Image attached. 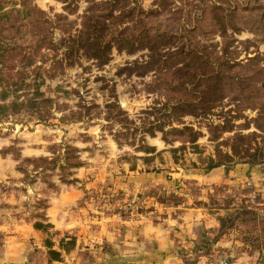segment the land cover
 I'll return each instance as SVG.
<instances>
[{"label": "rangeland", "instance_id": "rangeland-1", "mask_svg": "<svg viewBox=\"0 0 264 264\" xmlns=\"http://www.w3.org/2000/svg\"><path fill=\"white\" fill-rule=\"evenodd\" d=\"M102 2L106 0H0V18L4 19L10 12L16 15L18 10L23 11L30 5L35 6L40 9V15L49 20L48 33L57 43L64 36L65 28L72 27L73 35L79 34L86 10ZM135 3L133 1L132 5ZM138 3L146 11L155 10L157 16L151 18L150 22L160 29L180 15L184 20L180 23L182 26L179 31L186 32V43L205 50V53L216 52V56L242 63V67L237 69L240 70L239 76L250 74L246 73L248 67L245 66L249 58H259V66L264 67V0H138ZM103 12L96 11V14ZM188 21L199 27L189 31L188 26L185 30L184 24ZM106 24H109V20H106ZM33 27L21 25V19L17 22L15 19L4 20L0 23V41L11 43L12 46H25L36 35L32 32L36 31V26ZM109 36L110 33L105 38ZM42 51L50 54L45 62L38 60L28 68L30 77L27 81L31 82L35 78L34 69L44 66L42 69L49 70L44 71L42 76L45 81L41 86L45 97L54 99L49 122H37L30 115L23 114L17 117V120L21 119L19 121L12 117L10 121L0 123V264H54L49 259L48 241L58 244V247L63 244L66 248L71 244H64L63 240L68 242L73 238L76 245L82 226L63 229L57 225L53 214L56 218L64 216L69 221L73 219L69 214L77 211L79 216L91 220L90 227L93 229L105 226L113 232H120L127 225H135L147 218L158 220L172 208L177 210L180 206L200 204L202 201L198 197L206 195L210 198V207L224 208L228 202L231 203L230 210H222L223 223L229 212L248 205L264 218V163L257 165L258 169H263L258 171L257 176L261 184L239 185L234 179L228 178L220 185L203 186L199 179L187 176L188 165L192 161L206 166L199 161V154L188 145L187 166L175 165L171 152L165 158L166 181L144 179L141 176L144 172L141 169L131 170L127 162L129 160L125 158L127 155L139 156L141 151L128 145L120 146L109 131L101 129L100 124L61 121L64 115L77 110L79 95L88 101L96 99L99 103L104 102L108 92L101 89L102 77L116 84L121 106L132 116H138L137 113L152 104L155 96L142 90V78L118 76L117 71L126 61L148 53L147 50L129 54L119 52L114 47L110 61L103 68H99L96 61L84 58L83 66L64 70L52 68L53 50L43 48ZM22 66L23 63L17 62L13 67L18 71ZM237 76L236 79L240 81ZM151 79L149 75L145 81ZM259 86L264 89V76ZM238 103L233 97L226 98L219 111L231 109L234 110L231 113L236 114ZM242 113L246 118L237 120L236 124L245 123L258 114L252 110ZM217 118L213 116L212 119ZM22 119L29 121L21 122ZM186 120L197 127V119L187 117ZM251 124L249 130H244L245 133L255 129L254 124ZM202 131L204 135L198 143L203 150V157H207L215 153L217 142L210 140L206 126L202 127ZM232 135L225 133L220 141ZM155 138L163 142L160 133L155 137L148 135V145ZM180 145V142H176L166 146L172 148ZM67 146L75 149L73 155L76 160L82 161L80 166L63 168L62 161L56 165L52 162L51 159L56 156L62 160ZM222 148L231 150L229 146ZM41 156L50 157L52 163H43V167L36 168L35 163L28 160ZM236 164L240 163L225 167ZM139 166H142L141 161ZM202 171L207 172L204 168ZM64 192L77 193V203H64L60 198ZM64 211L69 214H64ZM226 224V228L230 226V223ZM247 228V225L240 226L239 222L231 228L237 232L239 249L251 255V264H264V256L260 257L258 251H253L243 242L240 230ZM64 251L65 254L69 253ZM104 251L105 248H102L101 252ZM20 255L24 258L18 261L16 258ZM85 257L88 260L90 255L86 254Z\"/></svg>", "mask_w": 264, "mask_h": 264}, {"label": "trees", "instance_id": "trees-1", "mask_svg": "<svg viewBox=\"0 0 264 264\" xmlns=\"http://www.w3.org/2000/svg\"><path fill=\"white\" fill-rule=\"evenodd\" d=\"M133 1L137 3L132 5ZM95 4L86 10L79 34L73 35L72 27L65 28L64 36L57 43L48 33L49 20L44 19L40 9L35 6L30 5L23 11L18 10L16 15L10 12L4 19L0 18V23L21 19V25L36 26V31H32L36 35L25 46H12L11 43L0 41V123L10 121L12 117L17 120L23 114L30 115L37 122H49L54 99L45 97V92L41 90L45 81L42 75L48 69H42L44 66L34 69L35 78L31 82L27 81L30 77L28 68L38 60L45 62L50 54L43 52V48L55 52L52 68L58 70L83 66L84 58L96 61L99 68H103L110 61L114 47L119 52L129 54L147 50L148 53L126 61L117 71L118 76L142 78V90L155 96L152 104L137 113L138 116H132L121 106L116 84L102 77L101 89L108 92L104 102L99 103L96 99L88 101L79 95L77 110L64 115L61 121L100 124L101 129L109 131L120 146L128 145L146 153L156 152L155 147L148 145L147 136L155 137L160 133L168 145L181 143L178 147L170 148L177 164L187 166L186 149L190 145L199 154V161L206 166L193 161L188 166L204 168L207 172L232 163H264V89L259 86L264 76V67L259 66V58H249L245 66L248 67L246 73L250 74L239 76L240 70L237 69L242 67V63L216 56V52L205 53V50L186 43V32L179 31L182 26L180 23L184 20L180 15L160 29L150 22L151 18L157 16L155 10L146 11L138 0H106ZM100 10L104 12L96 14ZM91 11L92 14L88 15ZM106 20H109V24H106ZM185 23V30L188 26L189 31L199 27L191 25L189 21ZM13 25L16 26V23ZM108 33L110 36L106 39ZM17 62L23 63V66L15 71L13 66ZM149 75L152 79L145 81ZM75 92L79 93L78 90ZM229 97L239 102L236 114L231 113L234 111L231 109L219 111L223 101ZM246 110L257 111L258 114L245 123L236 124L237 120L246 118L242 113ZM213 116H217V120H213ZM187 117L197 119V127L187 122ZM28 121L22 119L21 122ZM251 123L255 129L245 133L244 130L251 128ZM203 126L209 130L210 140L217 142L215 153L207 157H203V150L198 143L204 135ZM225 133L233 135L220 141ZM222 146H229L231 150L225 151ZM66 151L62 160L56 156L51 159L52 162L56 165L62 161L63 168L82 164V161L75 159L74 148L67 146ZM28 160L34 162L36 168L43 167V163H52L48 156ZM230 204L228 202L224 208L230 210ZM236 222L240 226H248L240 230L243 242L263 257L264 218L254 207L240 206L228 213L220 232L225 233ZM226 223H230L227 228ZM63 242L71 244L66 248L60 244L66 250L72 249L76 243L73 238ZM53 245L52 241H48L49 259L60 260L62 253L54 249Z\"/></svg>", "mask_w": 264, "mask_h": 264}, {"label": "crops", "instance_id": "crops-1", "mask_svg": "<svg viewBox=\"0 0 264 264\" xmlns=\"http://www.w3.org/2000/svg\"><path fill=\"white\" fill-rule=\"evenodd\" d=\"M162 138V136H161ZM114 144V143H113ZM150 144V143H149ZM163 140L152 139L150 146L156 148L155 153L140 152L139 156L127 155L131 170L141 169L144 179L166 181V155L172 154L168 144ZM123 147V146H122ZM161 152L160 154H158ZM175 165L173 156H171ZM142 166H139V162ZM132 162V163H131ZM257 165L246 163L231 167H218L210 172L202 168H189L187 176L199 179L203 186L220 185L228 178L234 179L239 185L255 186L258 181ZM64 203L76 204L77 193L60 196ZM200 204L172 208L169 213L158 220L147 218L135 225H127L120 232L102 226L93 229L90 219L81 217L77 211L65 212L73 219L65 220L64 216L53 218L63 229L81 225L77 244L65 254L66 249L54 244L53 248L60 250L62 258L52 260L60 264H251V255L240 251L237 232L233 229L221 233L224 208L210 207V198L199 196ZM68 201V202H66ZM70 204V205H71ZM176 206V205H175ZM174 209V210H173ZM83 232H85L83 234ZM84 241L85 244L82 242ZM19 244V243H16ZM22 243H20L21 245ZM88 244V245H86ZM105 248L104 253L101 249ZM90 255L86 260L85 255ZM24 258V257H23ZM16 258L18 261L23 259Z\"/></svg>", "mask_w": 264, "mask_h": 264}]
</instances>
